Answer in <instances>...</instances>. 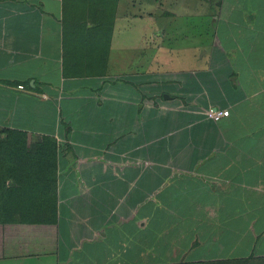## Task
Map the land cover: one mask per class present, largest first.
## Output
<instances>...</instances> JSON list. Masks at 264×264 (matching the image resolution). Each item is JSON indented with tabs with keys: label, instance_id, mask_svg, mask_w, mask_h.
I'll list each match as a JSON object with an SVG mask.
<instances>
[{
	"label": "crops",
	"instance_id": "obj_1",
	"mask_svg": "<svg viewBox=\"0 0 264 264\" xmlns=\"http://www.w3.org/2000/svg\"><path fill=\"white\" fill-rule=\"evenodd\" d=\"M53 1L0 0V125L37 140L53 137L59 146L57 222L28 225L22 235L32 236L33 248L0 261L264 259V9L257 13L255 5L249 17L240 0H222L213 16L211 67L157 72L153 29L143 37L152 40L144 45L153 50L147 70L118 77L81 73L101 66L103 47L85 49V39L77 59L78 37L69 34L63 14L56 16L62 7ZM126 14L114 21L133 15ZM185 78L195 88H185ZM211 107L230 114L214 121ZM123 225L127 233L118 236ZM149 228L157 230L152 238ZM160 239L165 248L152 243ZM135 249L148 254L135 256ZM163 251L168 256L161 258Z\"/></svg>",
	"mask_w": 264,
	"mask_h": 264
},
{
	"label": "rangeland",
	"instance_id": "obj_2",
	"mask_svg": "<svg viewBox=\"0 0 264 264\" xmlns=\"http://www.w3.org/2000/svg\"><path fill=\"white\" fill-rule=\"evenodd\" d=\"M245 1L246 0H240L237 4L244 5L248 8L249 17L251 15V17H253L255 5L257 6V13L261 11L259 6L264 9V1L260 4L258 2L245 4ZM257 1L260 2V0ZM53 3L57 4L59 8L61 5L62 8L56 9V16L63 14L61 21L69 31V34H76L78 37L77 45L80 48L77 50V59L82 57V61L84 54L81 49L83 48L101 50V46L103 47L101 66L93 68L92 65H90L81 73L92 74L94 72H99L100 74L117 75L118 77H121L123 74L133 75L138 71L143 72L147 70V56L149 52L153 54V50L151 51V47H144V45L146 46L149 42H152V40L151 38L146 40V38L143 39V37L146 36V34L152 33L153 29L155 34L152 48L156 49L155 59L158 62L162 60L161 58L168 60V56L170 57L172 52L175 56L169 62L167 61V64L164 62L158 64L157 62L155 66L157 72L162 69L180 72L182 70L187 71L193 67H206L208 62L212 60L210 52L215 38V22L213 16L217 13V8L219 9L222 7V0H54ZM149 12L153 14V16L149 15ZM126 13L133 15L131 17H125L122 20L115 19L114 21L116 14L127 15ZM117 17L121 18L123 16ZM120 23H130L133 26L132 28L131 25L121 27ZM90 25H92L93 29L89 32L88 26ZM116 26L120 28L117 31L118 35L113 31ZM83 27L86 28L83 29L84 31H72L73 28H78L79 30ZM147 37H149V35H147ZM85 39H88L89 46L81 48ZM201 44H204V46ZM199 45H201V47L197 49ZM90 51L92 52L93 50ZM73 52L74 50H69V55ZM199 56L200 59L197 60ZM211 65H213L212 62H210L209 67H211ZM149 67L150 69L153 68V66ZM188 76L189 75H187V77ZM204 77L213 78V75L206 73ZM155 78L160 79L161 75L158 74ZM156 81L157 84H160L159 80ZM165 83L173 84V81L169 80ZM205 83L210 82L207 80ZM183 85L188 89H190V87L191 89L195 88L194 82L186 80V78ZM212 86L215 87L213 83ZM201 88L202 87H199V89ZM163 97L165 96L163 95ZM155 101L156 107L161 110L160 105L157 104V99ZM0 129L3 130L5 127L0 125ZM2 137L4 139L5 135H2ZM36 138L37 137H31L29 140L35 143L37 141ZM244 149L249 151V148ZM60 161L63 163L64 160L61 158ZM14 184L15 181L13 180L9 182V185H11L10 187ZM145 203L143 202L142 205L148 207ZM3 204L5 205V202ZM137 204L138 202L134 200L133 206ZM145 209L147 208L143 210ZM138 215L141 214H135L134 219H136ZM76 228L79 229L80 232V227L77 226ZM119 230L121 234L118 236L127 233L126 229L124 231V225ZM151 230L152 228H149V232ZM156 231V229H153L149 237L152 238L153 235L156 234ZM0 233L3 240L9 245V251L6 253L10 254V256L30 251L34 246L32 241H28L32 236H28L27 232L25 236L17 230L14 232L11 230L9 233V230L6 229V233H4V230L3 232L0 231ZM100 233L104 235V231ZM101 237L103 236L101 235ZM154 240L155 238H153L152 241ZM157 242L156 240V242L152 243L165 248L166 242L164 239H160L158 244ZM196 243L197 240H193L191 246L194 247ZM138 247L146 248L141 245H138ZM167 249L171 251L170 247H167ZM139 251L140 249L138 251L135 249V253L133 252V254H135V256H139L138 253L141 256L144 254V256H146L148 254V252L140 253ZM157 255L161 258L168 256L167 251L166 253H164V251L159 252ZM43 258L45 260L44 263L41 262L43 261L42 259L38 261L35 259H5L1 260L0 264H53V261L54 264H57L56 258L54 260L48 257ZM250 260L251 259L233 261L231 259H224L205 264H264V259ZM64 264L68 263L65 262Z\"/></svg>",
	"mask_w": 264,
	"mask_h": 264
},
{
	"label": "trees",
	"instance_id": "obj_3",
	"mask_svg": "<svg viewBox=\"0 0 264 264\" xmlns=\"http://www.w3.org/2000/svg\"><path fill=\"white\" fill-rule=\"evenodd\" d=\"M30 138L25 131L0 129V231L4 233L7 229L23 234L28 225L57 222L58 142L49 136L35 143ZM8 248L0 233V258L16 256L7 254Z\"/></svg>",
	"mask_w": 264,
	"mask_h": 264
},
{
	"label": "built area",
	"instance_id": "obj_4",
	"mask_svg": "<svg viewBox=\"0 0 264 264\" xmlns=\"http://www.w3.org/2000/svg\"><path fill=\"white\" fill-rule=\"evenodd\" d=\"M18 88L23 89V85H19ZM208 117L214 121H219L223 116H228L230 114L229 109L224 108H213L211 107L207 112Z\"/></svg>",
	"mask_w": 264,
	"mask_h": 264
},
{
	"label": "water",
	"instance_id": "obj_5",
	"mask_svg": "<svg viewBox=\"0 0 264 264\" xmlns=\"http://www.w3.org/2000/svg\"><path fill=\"white\" fill-rule=\"evenodd\" d=\"M164 96H165L166 98L170 97L169 94H164Z\"/></svg>",
	"mask_w": 264,
	"mask_h": 264
}]
</instances>
